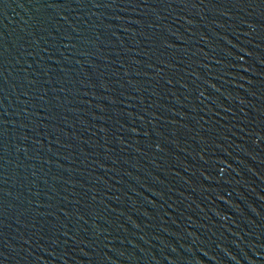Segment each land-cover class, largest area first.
Wrapping results in <instances>:
<instances>
[{
    "label": "water",
    "instance_id": "1",
    "mask_svg": "<svg viewBox=\"0 0 264 264\" xmlns=\"http://www.w3.org/2000/svg\"><path fill=\"white\" fill-rule=\"evenodd\" d=\"M0 264H264V0H0Z\"/></svg>",
    "mask_w": 264,
    "mask_h": 264
}]
</instances>
